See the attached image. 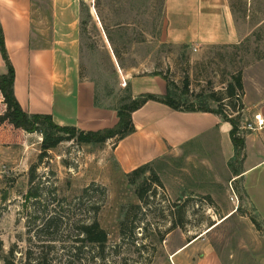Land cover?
<instances>
[{
    "label": "rangeland",
    "instance_id": "obj_1",
    "mask_svg": "<svg viewBox=\"0 0 264 264\" xmlns=\"http://www.w3.org/2000/svg\"><path fill=\"white\" fill-rule=\"evenodd\" d=\"M83 1L80 81L91 84L95 105L110 107L116 119L120 106L138 98L132 97V77L159 76L183 108L217 110L227 104L219 105L213 96L222 98L239 73L246 78L248 102L260 95L259 79L264 89V0H233L237 16L250 18L249 34L236 46L202 50L162 41L164 0ZM50 8L51 0H34V10ZM5 110L0 95V115ZM252 120L242 112V126ZM41 142L38 133L0 125V264L42 259L46 264H198L204 245L212 247L219 264H264V224L242 200L238 206L231 202V188L241 187L238 181L226 187L216 183L204 167L207 154L200 142L146 164L149 172L141 177H129L116 165L115 140L90 146L63 142L40 160ZM219 172L228 181L227 171ZM30 189L42 198L36 214L33 202L25 201ZM96 207L95 218L107 235L101 247L82 242L79 229L94 220ZM43 212L62 216V226L40 232L36 217ZM214 225L206 240L170 259Z\"/></svg>",
    "mask_w": 264,
    "mask_h": 264
},
{
    "label": "crops",
    "instance_id": "obj_2",
    "mask_svg": "<svg viewBox=\"0 0 264 264\" xmlns=\"http://www.w3.org/2000/svg\"><path fill=\"white\" fill-rule=\"evenodd\" d=\"M81 3L85 1L51 0L50 11L42 12L34 10V0H0V25L15 70L14 94L22 110L30 115H50L62 127L99 131L113 127L118 119L110 107L96 106L91 84L80 81ZM236 12L233 0H164L162 41L200 50L236 46L251 26L249 17L242 19ZM6 73L0 54V76ZM128 83L134 98L144 94L162 97L168 91L159 76L132 77ZM258 83L260 95L248 102L246 78L243 80L244 113L251 120L256 114L264 118V89L260 79ZM132 121L135 133L112 145L114 162L123 173L178 155L200 142L207 154L204 167L215 174L216 183L226 187L238 181L237 194L243 206L264 224V127L244 135L242 163L234 174L229 168L235 156L232 126L220 116L178 112L148 102L132 114ZM224 169L230 175L228 181L221 178L219 170ZM216 226L188 241L170 259L178 257L175 255L187 245H199L203 237L206 240ZM199 261L219 264L209 245H204Z\"/></svg>",
    "mask_w": 264,
    "mask_h": 264
},
{
    "label": "trees",
    "instance_id": "obj_3",
    "mask_svg": "<svg viewBox=\"0 0 264 264\" xmlns=\"http://www.w3.org/2000/svg\"><path fill=\"white\" fill-rule=\"evenodd\" d=\"M0 54L6 65L7 73L0 76V95L5 106L4 114L0 115V125L8 124L15 130L26 132L28 134L38 133L42 137L41 142V155L40 160L45 157L49 150L55 149L58 145L63 142L75 141L81 145H103L108 141L115 140V144H118L128 136L135 133L136 129L132 121V114L140 110L148 102H157L163 104L173 111L188 112V113H211L220 116L225 122L232 126L231 141L234 147L235 156L234 160L230 163V167L233 169V173L236 174L237 170L234 168L235 164L240 167L243 159L244 150V135L240 131V118L244 111L243 105L241 104L244 98V87L241 73L233 75L231 82L228 84L225 93L222 98H213L219 105L222 103L223 106L218 107L217 110H209L205 107L196 108L190 106L183 108L181 103L173 98L170 94L169 83L168 91L165 96H156L152 94H144L137 99L129 98V103H125L117 110L118 123L114 128L103 129L99 131H82L74 127H62L57 125L52 116L50 115H30L24 112L18 103L14 94V82H15V70L12 63L9 60L8 53L5 47L4 32L0 25ZM229 109L230 113H226ZM149 172V165H144L127 176H144ZM31 177L30 183L35 178V166L30 170ZM157 181V180H156ZM89 191V188L85 189V193ZM144 192V191H143ZM141 197V193H139ZM41 195L37 190L30 189L25 196V201L30 203L33 202V213H37L39 205L41 203ZM100 208H92L94 213V220L88 224L83 225L79 229L82 235L85 237L82 242L103 246L107 241L106 233L100 229V226L95 218ZM41 222V231L49 233L52 229L60 228L62 226L64 218L59 214L47 216L46 212L43 215L36 217ZM254 225H258L253 221ZM6 264H13L7 262ZM36 264H46V260H39Z\"/></svg>",
    "mask_w": 264,
    "mask_h": 264
},
{
    "label": "built area",
    "instance_id": "obj_4",
    "mask_svg": "<svg viewBox=\"0 0 264 264\" xmlns=\"http://www.w3.org/2000/svg\"><path fill=\"white\" fill-rule=\"evenodd\" d=\"M264 127V118L260 114H256L253 117V122L251 124H246V125H241L240 131H246V132H255L258 130H261ZM232 190V196H231V202L236 204L237 206L239 205V197L237 194V191H235L233 188Z\"/></svg>",
    "mask_w": 264,
    "mask_h": 264
},
{
    "label": "water",
    "instance_id": "obj_5",
    "mask_svg": "<svg viewBox=\"0 0 264 264\" xmlns=\"http://www.w3.org/2000/svg\"><path fill=\"white\" fill-rule=\"evenodd\" d=\"M226 219H228V218H226ZM226 219H225V220H226ZM223 221H224V220H223Z\"/></svg>",
    "mask_w": 264,
    "mask_h": 264
},
{
    "label": "bare ground",
    "instance_id": "obj_6",
    "mask_svg": "<svg viewBox=\"0 0 264 264\" xmlns=\"http://www.w3.org/2000/svg\"><path fill=\"white\" fill-rule=\"evenodd\" d=\"M220 223V222H219Z\"/></svg>",
    "mask_w": 264,
    "mask_h": 264
}]
</instances>
